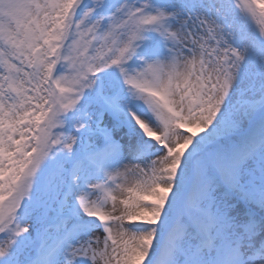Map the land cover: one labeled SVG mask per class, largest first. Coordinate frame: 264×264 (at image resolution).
<instances>
[{
  "label": "snow or ice",
  "instance_id": "snow-or-ice-1",
  "mask_svg": "<svg viewBox=\"0 0 264 264\" xmlns=\"http://www.w3.org/2000/svg\"><path fill=\"white\" fill-rule=\"evenodd\" d=\"M0 264H264V0H0Z\"/></svg>",
  "mask_w": 264,
  "mask_h": 264
}]
</instances>
